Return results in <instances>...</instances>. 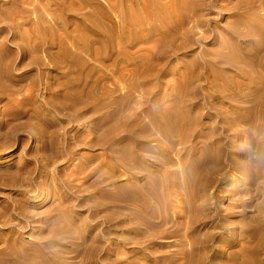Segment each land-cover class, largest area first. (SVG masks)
Segmentation results:
<instances>
[{
	"label": "rangeland",
	"instance_id": "rangeland-1",
	"mask_svg": "<svg viewBox=\"0 0 264 264\" xmlns=\"http://www.w3.org/2000/svg\"><path fill=\"white\" fill-rule=\"evenodd\" d=\"M0 264H264V0H0Z\"/></svg>",
	"mask_w": 264,
	"mask_h": 264
}]
</instances>
